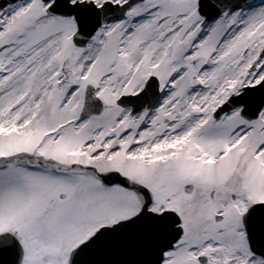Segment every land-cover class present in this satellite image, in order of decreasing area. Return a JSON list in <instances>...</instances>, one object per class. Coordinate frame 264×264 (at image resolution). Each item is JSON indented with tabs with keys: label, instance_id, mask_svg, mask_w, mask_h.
Segmentation results:
<instances>
[{
	"label": "snow or ice",
	"instance_id": "1",
	"mask_svg": "<svg viewBox=\"0 0 264 264\" xmlns=\"http://www.w3.org/2000/svg\"><path fill=\"white\" fill-rule=\"evenodd\" d=\"M0 264H264V0H0Z\"/></svg>",
	"mask_w": 264,
	"mask_h": 264
}]
</instances>
